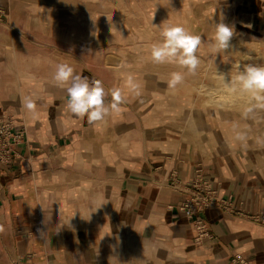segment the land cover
I'll use <instances>...</instances> for the list:
<instances>
[{
    "label": "crops",
    "instance_id": "0c3cea01",
    "mask_svg": "<svg viewBox=\"0 0 264 264\" xmlns=\"http://www.w3.org/2000/svg\"><path fill=\"white\" fill-rule=\"evenodd\" d=\"M29 1L48 6L0 0V116L24 137L13 162L0 166V264H264V138L240 135L231 146L225 134L209 139L198 128V142L187 128L178 133L175 120L141 113L137 105L151 100L145 87L139 96L125 88L120 114L89 124L66 109L67 93L53 79L67 63L101 80L108 103L110 89L136 79L134 30L143 20L154 25L160 0H121L117 22L107 0ZM237 6L234 14L250 16L239 26L261 36L253 37L264 52V0ZM110 45L119 53L109 61ZM212 60L228 61L218 53ZM25 96L36 102V118L22 106ZM199 171L247 214L204 210L212 239L202 244L178 211Z\"/></svg>",
    "mask_w": 264,
    "mask_h": 264
},
{
    "label": "rangeland",
    "instance_id": "374dc122",
    "mask_svg": "<svg viewBox=\"0 0 264 264\" xmlns=\"http://www.w3.org/2000/svg\"><path fill=\"white\" fill-rule=\"evenodd\" d=\"M25 1L48 6L40 2ZM162 2L163 0L159 1L154 25L150 23L148 26L143 20L144 23L139 29L134 30L138 47L133 53L137 54L139 59L134 63L136 79L134 78L133 82L141 89L145 87L151 97V100L148 98L146 105L142 103L137 105L141 113L145 114L147 110L153 111L164 119L175 120L178 133L181 131L185 135L189 134L188 136H192L198 142L201 141V132L198 128L203 129L209 139L213 132L220 138L225 134L231 146L235 144L233 138L240 135L243 138L247 137L245 140L252 138L253 142L260 141V137L264 138V106H261L264 102L256 101L251 93L241 91L235 84V77L245 65L251 63L264 66V52L261 50L260 41L253 37L261 36L253 32L247 34L239 26V24L250 25L249 15L236 14L241 10L237 4L242 0H171L169 9H165ZM62 5L65 4H60ZM120 5L121 0H107L109 20L112 22H117L122 17L116 13L118 12L116 8ZM235 8L237 11L234 14ZM4 23L5 21L0 22V25ZM219 23L233 29L230 47L218 53L228 59L225 62L212 60L217 55L212 51L211 44L214 42L216 24ZM166 24L183 26L192 34L201 37L202 42L197 50L200 63L194 73L177 65L157 64L151 60V46L161 40L160 30ZM108 42L110 44V39ZM202 43L203 51H201ZM108 49L110 61L119 52L113 45ZM243 61L246 63L244 64ZM121 66L126 68L130 64H122L120 69ZM109 67L115 70L119 65L109 63ZM175 71L183 72L185 79L176 88H170L168 86L170 74ZM229 129L231 132L235 130L236 135L234 133L228 135ZM261 146V150L264 149V144ZM253 150L257 151L254 148ZM121 242L131 246L130 241L125 238Z\"/></svg>",
    "mask_w": 264,
    "mask_h": 264
},
{
    "label": "clouds",
    "instance_id": "9594fccd",
    "mask_svg": "<svg viewBox=\"0 0 264 264\" xmlns=\"http://www.w3.org/2000/svg\"><path fill=\"white\" fill-rule=\"evenodd\" d=\"M160 35L161 40L151 46V60L157 64L177 65L194 73L200 63L197 50L202 42L201 37L192 34L183 26L170 24L161 28ZM232 37L231 27L223 23L216 24L212 51L219 53L228 49ZM53 79L67 93L66 109L78 118L86 117L89 124L102 121L109 114H120L121 105L126 102L125 88L132 90L137 96L140 95L139 85L129 77L124 87H114L108 91L111 100L106 103L103 82L99 79L89 81L88 77L76 74L74 68L67 63L57 65ZM184 79L183 72H172L168 86L176 88ZM235 84L241 91L251 93L256 101L264 102V66L251 63L245 65L235 77ZM21 102L32 118L38 116L36 102L30 96L23 97ZM239 139H243V136ZM68 224L70 225V221Z\"/></svg>",
    "mask_w": 264,
    "mask_h": 264
},
{
    "label": "built area",
    "instance_id": "2783aa9c",
    "mask_svg": "<svg viewBox=\"0 0 264 264\" xmlns=\"http://www.w3.org/2000/svg\"><path fill=\"white\" fill-rule=\"evenodd\" d=\"M5 18L4 11L0 8V22ZM24 143L23 131L6 116H0V166L10 165L17 157L18 148ZM175 187L179 189L180 182L173 178ZM188 188L189 198L178 207V211L188 221L189 225L197 233L195 242L202 244L206 240H211L212 235L210 228L205 222L203 215L204 210L219 209L238 218H243L247 214L240 210H235L233 200L225 199L221 196L219 190L215 188L213 182L205 178L204 174L199 171ZM258 221L257 218L251 217ZM234 262L246 264L243 260L235 258Z\"/></svg>",
    "mask_w": 264,
    "mask_h": 264
},
{
    "label": "bare ground",
    "instance_id": "6f19581e",
    "mask_svg": "<svg viewBox=\"0 0 264 264\" xmlns=\"http://www.w3.org/2000/svg\"><path fill=\"white\" fill-rule=\"evenodd\" d=\"M230 133H232V134L234 133V134L236 135L237 132H235V130H233V132H231V130L229 129V130H228V135H229Z\"/></svg>",
    "mask_w": 264,
    "mask_h": 264
}]
</instances>
